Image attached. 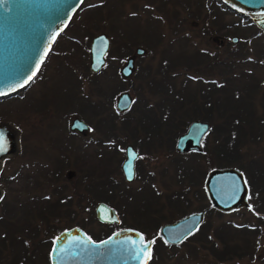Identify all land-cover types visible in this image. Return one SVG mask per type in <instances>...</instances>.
Wrapping results in <instances>:
<instances>
[{"label":"rangeland","instance_id":"obj_1","mask_svg":"<svg viewBox=\"0 0 264 264\" xmlns=\"http://www.w3.org/2000/svg\"><path fill=\"white\" fill-rule=\"evenodd\" d=\"M243 16L220 0H83L33 80L0 99V123L16 138L15 152L0 168V234L23 237L32 251L44 249L33 240L36 234L52 240L77 226L98 239L133 228L147 240L157 234L151 264L264 263V35ZM99 33L106 34L110 48L104 66L93 73L89 47ZM232 36L239 41L233 43ZM137 48L144 53L137 55ZM129 57L135 59L134 69L123 77L121 67ZM124 91L131 94L132 105L121 113L115 103ZM211 109L213 128L203 145L214 147L208 156H219L234 153L236 143L240 157L231 164L177 155L176 137ZM75 117L89 125L88 131L70 129ZM106 127L104 133L100 128ZM127 145L140 153H159L142 157L143 177L130 183L120 169ZM222 166L244 174L248 207L221 212L203 194L205 173ZM52 169L60 171L55 182L47 179ZM60 196L72 197L70 208L60 204L43 220V203ZM98 202L118 213V228L94 219ZM68 210L73 219L62 215ZM197 210H204L205 217L196 235L174 247L160 241L162 224ZM157 220L156 227L151 225ZM48 225L53 226L49 231ZM242 225L259 232L252 238V256L219 260L201 241L203 235L221 250V239L232 235L228 230ZM45 251H35L29 264H47ZM0 255V264H6L8 253Z\"/></svg>","mask_w":264,"mask_h":264},{"label":"water","instance_id":"obj_2","mask_svg":"<svg viewBox=\"0 0 264 264\" xmlns=\"http://www.w3.org/2000/svg\"><path fill=\"white\" fill-rule=\"evenodd\" d=\"M229 10L251 17L254 25L264 33V0H220ZM83 0H0V98L25 88L38 73L58 35L66 28L72 15ZM236 43L239 38L232 36ZM110 41L105 33L95 35L89 47V68L97 73L105 64ZM142 48L136 49L141 55ZM134 69V58L129 57L121 67L123 77H129ZM132 105L128 91L116 98V109L127 111ZM73 131L83 132L88 124L75 117L70 124ZM208 131V124L195 120L179 135L176 151L186 153L202 151L200 140ZM16 150L13 129L0 123V168L2 161ZM137 151L125 147V159L121 172L126 181L135 177L134 162ZM131 164V179H129ZM206 195L213 208L229 212L248 207L249 188L244 174L235 167L210 171L205 179ZM1 195V191H0ZM95 216L103 224H120L118 213L104 202H98ZM204 211L191 212L159 228L160 237L168 244H179L203 222ZM142 232L133 228H120L101 240H94L82 228L74 226L61 231L53 241L49 253L50 264H145L137 256ZM147 240V239H145ZM133 241L136 243L133 244ZM150 241V240H147ZM106 242V243H105ZM152 255V244H151ZM150 259L147 260V264Z\"/></svg>","mask_w":264,"mask_h":264},{"label":"trees","instance_id":"obj_3","mask_svg":"<svg viewBox=\"0 0 264 264\" xmlns=\"http://www.w3.org/2000/svg\"><path fill=\"white\" fill-rule=\"evenodd\" d=\"M92 16L88 17L87 18V22H90ZM243 18H246L248 20H250L251 22V25H254L253 22L251 21V18L247 15H244ZM205 25H208V20L207 18L205 19ZM75 36V35H74ZM74 38H77L76 36ZM110 57V56H109ZM230 70V69H228ZM100 90V89H98ZM4 97H1L0 99H2ZM94 112H98V111H95ZM2 116V115H1ZM125 122V121H124ZM109 128V127H106V128H100L102 131H105L104 133H106V129ZM235 152L232 153V152H228L226 151L225 154L224 153H218L219 156H226L227 158V162L228 164H231L232 161H235L237 159H239L238 157H240L238 154H237V151H236V143H235V146L233 147ZM221 150V149H220ZM48 172V170L46 171ZM59 173L60 171L58 169H52L50 172H49V176H47V179L48 181H52V182H55V180H57V178L59 177ZM0 181H1V178H0ZM26 185H29V181L27 179V182H26ZM251 186V184H249ZM89 193L93 192L95 193L94 190H87ZM62 192V187L59 189L55 188L54 189V193H61ZM96 194H102L101 192H96ZM77 197L79 195H76ZM99 198V197H98ZM71 199L72 197L71 196H60V198L55 201V202H52V204H49L47 201H45L43 203V205L41 207H43L45 209V214L42 215L41 217H43V220L48 218V215L50 214H53V209L55 207H57L58 205H67L68 208H70V205H71ZM31 201L35 200V199H30ZM61 200V201H59ZM26 205V203H25ZM177 205V204H175ZM94 206V203H92V207ZM180 207L182 206H178V209H180ZM87 210H89V206L86 207ZM183 210V209H182ZM263 212L262 210H259L258 213H261ZM221 213V212H220ZM57 215V214H56ZM62 215H68L70 216L72 219L74 218V213L73 212H70L68 210V212L66 213V211H62ZM163 217V216H162ZM95 220H97L95 217H94ZM164 219H162L161 221H163ZM98 221V220H97ZM158 220L157 222L155 221L154 224H151V225H154L156 227V225L158 224ZM100 223V222H99ZM106 226L110 227V228H118V226L116 225H111V224H105ZM51 227L53 228V226L51 225H48L47 226V229L49 231V229H51ZM257 228L255 227L254 228H248V227H245L244 225L242 226H235V228H232L230 230H228V232H230V237L229 236H225V238L221 239L222 240V244H223V248L221 250H218L215 246V242H212L210 241L208 238L206 237H203L202 235V239L201 241L203 242V245L208 247L209 251L215 256L217 257V259L219 260H229V259H232V258H242L243 256H246V255H249V256H252L254 250H252L254 248V245H253V242H252V238H254L255 235L259 234V232L256 230ZM226 231V230H225ZM225 231H219L217 230V232H225ZM90 237H92L94 240H99V239H102L104 236L101 234L98 239L96 237H94L90 232H86ZM110 233H108L109 235ZM254 234V235H253ZM107 235H105L106 237ZM104 237V238H105ZM157 234H155L150 240L151 241H154V243L156 242L157 240ZM236 238V239H235ZM160 240V239H159ZM188 240V239H187ZM161 242H163L164 245L166 246H169V247H174L176 245H173V244H168L166 242H164L163 240H160ZM186 241V240H185ZM157 247V248H156ZM158 249V246H154L153 244V252H152V255H156L157 253V250ZM155 258V256H154ZM151 264V262L149 263ZM264 264V263H262Z\"/></svg>","mask_w":264,"mask_h":264},{"label":"flooded vegetation","instance_id":"obj_4","mask_svg":"<svg viewBox=\"0 0 264 264\" xmlns=\"http://www.w3.org/2000/svg\"><path fill=\"white\" fill-rule=\"evenodd\" d=\"M257 33L258 34H262V35H264V33L258 28L257 30ZM257 34V35H258ZM239 41V40H238ZM220 44H224V43H226L223 39H220ZM144 53V52H143ZM142 53V54H143ZM141 54V55H142ZM134 62H135V59H134ZM241 64H244V63H241ZM210 68H211V66H210ZM193 98V97H192ZM190 99V103H191V106H190V108L194 111V107H195V105H193V99ZM199 108H201V106L199 107ZM130 109V108H129ZM128 109V110H129ZM127 110V111H128ZM124 112H126V111H124ZM124 112H121V113H124ZM195 112V111H194ZM211 112H212V109L210 110V113H208V114H205L204 116H201V117H199V118H195L194 120H192L191 122H193V121H195V120H199V121H201V122H205V123H207L208 124V131L202 136V138H201V140H200V143H201V147H202V151L201 152H198V151H195V150H191V151H188V152H186V153H179V152H177V155H179V154H181V155H185V154H194V155H198V156H203L204 155V158H205V160L207 161V163L208 164H212V159L214 158V157H216V159H218L220 162H218V164H221V165H223L224 166V164H227V158H226V156H208L209 155V153L211 152V154H212V151H213V153H214V149H212V148H214V147H211V150H207V148L203 145V138L205 137V135H207L209 132H210V130H211V128H213V124H212V120L208 117L210 114H211ZM203 117V118H202ZM190 122V123H191ZM189 123V124H190ZM189 124H188V126H189ZM187 126V127H188ZM88 129H89V125H88ZM88 129L87 130H85V131H83V132H79V133H84V132H86V131H88ZM187 130V129H186ZM185 130V131H186ZM184 131V132H185ZM183 132V133H184ZM179 135H181V134H179ZM179 135L176 137V141H177V138L179 137ZM176 141H175V149H176ZM132 146V145H131ZM133 147V146H132ZM136 151H137V153H138V157L135 159V162H134V169H135V177H134V179L132 180V181H130V182H133V181H135V180H137V179H141L140 177L142 176L143 177V174H141V171H140V160L142 159V157L143 156H159V153H156L155 155H153V154H148V153H140L135 147H133ZM124 159H125V156H124ZM124 159L122 160V162L124 161ZM173 161H176V160H173ZM222 161H223V163H222ZM122 162H121V164H122ZM121 164H120V169H121ZM213 167V169H211V170H208L207 171V173H205V178H204V183H203V188H204V191H203V194H205L206 195V191H205V179H206V176H207V174L210 172V171H212V170H214V169H219V168H224V167ZM205 171V169H202L201 170V173L202 174H204V171ZM123 175V174H122ZM201 179V178H200ZM126 181V180H125ZM127 183H130V182H128V181H126ZM197 182V180H194V181H192V184L194 185L195 183ZM249 187V186H248ZM207 196V195H206ZM12 209H15V208H12ZM16 210V209H15ZM197 211H200V210H197ZM202 211H204V210H202ZM14 212V211H13ZM178 212H181V211H178ZM193 212H195V211H193ZM205 212V211H204ZM191 213V212H190ZM187 214H189V213H187ZM187 214H185V215H187ZM185 215H183V216H185ZM183 216H181V217H183ZM181 217H179V218H181ZM3 218H4V216H2V218H1V220H3ZM179 218H176V219H174L173 221H175V220H177V219H179ZM173 221H170V220H168L167 222H173ZM203 223V222H202ZM202 223L199 225V227L197 228V230L196 231H194L191 235H189L186 239H184L183 241H185V240H187V239H190V238H192L194 235H196L197 234V232L199 231V229L201 228V226H202ZM48 234H43V236H44V238H37V237H39L40 236V234H36V238H33V240L34 241H37L38 240V243H39V245L40 246H42L43 244H44V249L43 248H41V247H39V246H36L35 248H37V249H34V250H29V249H27L26 250V243H25V241L26 240H24L23 239V237L22 238H19V237H17L15 234H10V233H7V234H0V252H2V251H5V252H7L8 253V260H7V262H6V264H29V262H33V253H35V251H37V250H39V249H41V250H44L45 251V249H46V251H45V254H44V256H45V258H46V262H47V264H50V259H49V253H50V249H51V247H52V244H53V241H54V239L55 238H53L52 240H50V239H47V236ZM21 240L23 241V242H21ZM182 241V242H183ZM181 242V243H182ZM180 244V243H179ZM2 246V247H1ZM20 247H21V249H20ZM30 252H32L31 253V255H30ZM1 256V255H0ZM2 257V256H1ZM151 259H152V257H151ZM40 261L42 262V263H44V258L43 257H41V259H40ZM0 263H2V262H0ZM45 264V263H44Z\"/></svg>","mask_w":264,"mask_h":264},{"label":"snow or ice","instance_id":"obj_5","mask_svg":"<svg viewBox=\"0 0 264 264\" xmlns=\"http://www.w3.org/2000/svg\"><path fill=\"white\" fill-rule=\"evenodd\" d=\"M129 179H131V164H129ZM2 199V197H0ZM106 243V242H105ZM136 242L133 241V244ZM153 241H147L141 235L140 237V244H139V251L136 253L137 256H142L145 260V264H147V260L151 259V244Z\"/></svg>","mask_w":264,"mask_h":264}]
</instances>
